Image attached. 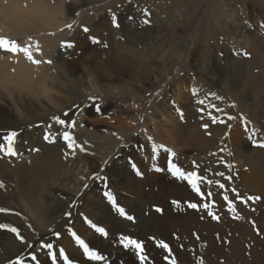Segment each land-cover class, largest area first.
Instances as JSON below:
<instances>
[{
	"label": "rangeland",
	"instance_id": "374dc122",
	"mask_svg": "<svg viewBox=\"0 0 264 264\" xmlns=\"http://www.w3.org/2000/svg\"><path fill=\"white\" fill-rule=\"evenodd\" d=\"M42 1L54 9L55 20H59V26L51 29L63 36L59 44L64 41L72 49L73 59L66 56V64L61 62L57 66L72 70L79 88L76 91L78 112L66 116L65 111L60 113L66 122L75 120L73 128L46 132L43 140H58L64 153V149L76 147V150L86 145L93 155L97 152L98 163L106 166L111 158L115 159L117 171H123L124 175L120 192L107 186L105 168L98 176H91L90 187L93 196L100 200L101 195L108 210L113 209L121 222V231L110 232L103 225H94L81 200L72 207L69 231L51 237V243L49 238L47 243L46 239L38 242V254L45 255L53 240L57 243L61 264H141L137 250L124 246L123 238L127 237L142 244L141 254L147 257L144 264H211L210 257L202 258L201 253L208 252L213 238L202 237L199 227L206 220L217 222L225 208L233 209L252 202L247 198L251 193L246 191L243 177L254 173L249 165L245 167L240 157L243 151L250 150H234L230 143L245 145L264 159V147L260 146L264 145V110L256 108V101L264 98L254 97L253 93L257 94L258 90H245L247 84L264 86V0H199L200 4H192L191 10L185 7L192 0H87L97 3L77 11L76 6H82L83 0ZM66 13L73 21L63 25ZM113 18L118 26L114 25ZM145 20L149 23H144ZM69 25L72 28L66 32ZM85 28L88 31H84ZM52 31L30 29L29 36L40 38ZM129 48L136 52L134 61L124 60L128 58ZM204 52L211 53L214 60L209 62L223 68L224 75H229L234 66L238 71L237 82L244 85L238 87L231 81L237 89L216 90L210 80L200 79L194 63L197 68H208V64L202 65L198 59L205 55ZM89 53L92 59L87 57ZM167 53L179 57L177 66L166 80L157 82L166 67L156 68V71L153 66L162 62L159 60ZM55 65L58 73L60 70ZM149 70H153L154 76L147 77ZM134 88L141 93L138 95ZM248 91L249 98L246 97ZM262 104L264 107V101ZM165 105L168 112L161 111ZM101 106H108V110L100 111ZM65 133L71 140H65ZM23 141L30 144L31 139L23 137ZM193 141L199 145H193ZM27 151L21 149L24 153L21 155L19 151L21 156L16 157L25 167L23 156ZM61 158L62 169L68 170L64 172L66 180L71 176L72 181L48 179L44 188L59 187V190L76 195L80 189L78 184L88 170L82 162H73L65 156ZM172 165L186 174L196 173L200 177L197 180L199 192L194 191L187 180L174 176ZM135 182L138 186L130 188ZM131 202L141 207L138 213L141 219L131 212ZM189 204L197 207L190 208ZM117 208L123 209L125 214L120 215ZM63 217L58 216L57 221ZM164 217L172 220L166 239L152 228V223ZM184 219L192 222L187 230L181 227ZM143 225L144 228L150 225L146 228L150 235L147 231L143 236L138 232ZM97 228L104 232L96 231ZM3 232L0 233L4 235ZM89 235L96 241V247L86 238ZM63 239L71 251L76 252L74 262L72 256L67 255ZM77 239L100 259L85 254ZM161 241L168 245L167 250L157 246ZM1 250L4 252L5 247ZM152 251L157 252L156 259V255L151 258ZM46 258L45 264H54L53 258Z\"/></svg>",
	"mask_w": 264,
	"mask_h": 264
},
{
	"label": "bare ground",
	"instance_id": "6f19581e",
	"mask_svg": "<svg viewBox=\"0 0 264 264\" xmlns=\"http://www.w3.org/2000/svg\"><path fill=\"white\" fill-rule=\"evenodd\" d=\"M32 2L34 3L32 4ZM191 2L186 5L185 9L191 10L192 4H200L199 0H192ZM91 3L95 4L97 2ZM91 3L83 0L82 6H76V11ZM53 10L42 0H0V37L16 41L20 48L27 47L32 60L38 61V63H33L23 52L14 54L0 50V145L7 148L6 138L11 133L16 134L15 142L12 145L16 155H6L5 152H0V184L3 185L0 187V209L3 210L0 211V232L4 231V235L0 233V239H2L0 250L5 247L4 252L0 251V264H45L46 257L53 258L54 256L56 257L54 264H61L56 242L52 240L53 245H50L51 247L46 250L45 255L38 254L36 244L43 242L44 239L47 243V238L50 239L51 243V237H55L57 234L62 236L66 233L69 229L67 227L72 221V207H76L78 201L81 200H84L83 207L93 219L94 225H103L110 232L121 231V222L116 219L113 209L108 210V206L104 204L101 195L100 200L97 199L91 194L92 190L90 188L92 184L91 176H98L102 173L100 170L105 168L107 169L105 179L109 183L107 186L115 188L114 191H121V176L124 175V172L117 171L118 168L114 163L115 159L111 158L109 164L105 166L98 163L99 155H97V152L93 155L86 145L77 147L76 150H74L76 147L71 148L73 151L64 149V153L58 140H43L46 132L71 130L75 120L66 122L65 116L78 112L79 106L76 92L79 88L75 85L74 72L66 69L67 66H57V63L67 62L65 61L66 56L70 57L71 60L73 58L70 44L64 41L59 44L60 38L63 36L57 34L55 30L54 32L51 30L59 26V20H55ZM59 15H61V12ZM72 21L68 19L66 13L63 25ZM70 26H68L69 29L65 30L66 32H69L72 28V25ZM43 28L52 31L51 34L40 38L29 36L30 29L39 31ZM176 29L178 30V28ZM182 30L184 31V29ZM204 54V56L200 55L198 59L202 65L208 64L207 69H203L202 66L197 68V63H194L195 73L200 79L210 80L217 87L216 90L237 89L244 85V83L237 82L236 73L238 71L232 66V63L230 64L232 68L229 70V75H224L222 73L225 72L223 68H219L214 62H209L214 60L211 53L204 52ZM126 55L128 58L124 60H133L136 57V52L129 48ZM87 57L92 59L93 55L89 53ZM178 58L172 53L163 54L159 60L162 62L152 65L155 67L154 70L166 67L164 72L159 75L157 82H163L173 73ZM217 62L219 63V60ZM54 65L56 69L60 70L58 73L54 69ZM138 67V64L135 63V68ZM150 76H154L153 70H149L147 73V77ZM231 81L235 82L238 87ZM249 88L251 91H259L257 94L253 93L254 97L264 98V86L247 84L245 90ZM134 91H137L138 95L141 93L140 89L134 88ZM240 92H243V88ZM250 95L248 91L246 97L249 98ZM263 101H256L258 102L256 108L261 112L264 110ZM107 108L108 106H101L99 110L106 111ZM62 111H65V116L61 117L60 113ZM161 111L168 112L167 106L165 105V108ZM171 131L174 132V129L171 128ZM23 137L24 139H31L30 144L25 143V141L21 142ZM192 144L199 145L197 141H193ZM230 144H233L234 150L236 148L250 150L243 151L240 157L245 162V167L246 165L251 167L254 175L246 174L247 178L243 177V184L246 191L248 190L251 193L247 198L259 197V199H252V202H248L244 206L223 209L222 214L217 218V222L204 221L199 227L201 236L207 239L213 238V240L209 242L208 252L203 250L201 257H210L211 264H264V159L258 157L254 150L248 149L245 145H236L234 141ZM21 149L29 151L23 156V162L28 168L21 161L18 160L17 162L16 160V157L20 155L18 152L21 153ZM61 156L68 157L70 160L76 156L72 161L82 162L88 170L82 176L84 182L81 180L78 184L80 189L76 192V195L59 190V187L44 188L45 183L50 181L48 179H51L52 182L53 180H61L65 183L72 181L71 176L66 180L64 172L67 173L68 170L62 169ZM117 156L119 154L114 157ZM125 171L128 172L126 168ZM136 186H138L137 182L133 183L130 188L134 189ZM48 202L49 205H47ZM94 203H98L96 207L93 206ZM137 204V202H131V212L141 219L138 214L141 207H137ZM60 215H64V217L57 221ZM66 220L70 221L65 224ZM171 223L172 220H166V217L157 220L152 223L154 233L158 232L160 236L166 239L167 231H171L169 230ZM191 224V221L184 219L181 222V227L186 229L187 225ZM148 226L150 225H145L144 228L143 225L139 229H137V226L135 229L141 233V236L145 235V231L150 235V230L146 229ZM10 229L16 231L13 232ZM81 231L83 230L81 229ZM184 235L186 234L184 233ZM86 238L92 243V246H97L92 235L86 236ZM62 243L67 249V255L72 256L70 258L74 262L77 257V255L75 256L76 252L71 251L65 239L62 240ZM52 251L53 255L51 254ZM154 255H156V259L158 254L152 251L151 258ZM17 260L19 263H16ZM129 264L133 263L129 262Z\"/></svg>",
	"mask_w": 264,
	"mask_h": 264
},
{
	"label": "snow or ice",
	"instance_id": "6c2138e0",
	"mask_svg": "<svg viewBox=\"0 0 264 264\" xmlns=\"http://www.w3.org/2000/svg\"><path fill=\"white\" fill-rule=\"evenodd\" d=\"M148 13H145V15H147ZM113 23L115 25V18H113ZM144 23H149L148 20H145ZM115 26H118V25H115ZM69 27H71L69 25ZM84 31H88L86 28L84 29ZM94 42L98 43L99 41H95ZM71 45H69L70 47ZM0 50L2 51H7V52H11V53H17V52H23L26 57L29 59V60H32V56H31V53L29 51V49L27 47L25 48H20L18 45H17V42L14 41V40H9L7 38H4V37H0ZM33 63H38V61H35V60H32ZM201 103H203L201 101ZM15 136L16 134L15 133H11L9 134V136L6 138L7 139V148H5L4 146L0 145V152H5L6 155H16L12 145L14 144L15 142ZM65 140H71V137L68 136L67 133H65ZM71 147V144L69 145ZM262 147H264V145H260ZM157 171H159V169H157ZM171 172L174 176H177L178 178L180 179H184V180H187L188 183L191 185L192 189L194 191H197L199 192V189H198V185H197V180L200 179V177H198L196 175V173H193V172H189V173H184L183 171H181L178 167H176L175 165H172L171 166ZM220 175H223L222 173H220ZM210 183V182H209ZM3 185L0 184V187H2ZM220 187H223V185H220ZM110 200L112 199L111 195L109 194V197H108ZM249 199H259V197H249ZM175 203V202H173ZM190 208H196L197 205L195 204H189L188 205ZM207 207V206H205ZM120 215H124V211L123 209L121 208H117L116 209ZM159 211V209H157ZM0 211H3L2 209H0ZM211 215V213H210ZM214 219L216 217H213ZM128 219H132L131 217H128ZM10 231H13L15 232L16 230L15 229H10ZM96 231L98 232H101L103 233L104 230L102 228H97ZM77 243L80 245L81 248H83V251L85 252V254H87L90 258L92 259H100L99 256H97L94 252L90 251L88 246L80 239H77ZM123 243H124V246L125 247H128V246H132L133 248H135L137 250V255H139V258H140V261H141V264H144V262L147 260V257L142 255L141 253H143V246L140 242H137L135 240H132V239H129L127 237H124L123 238ZM158 247H161L165 250L168 249V245L166 243H164L163 241L159 242ZM49 247H51L49 245ZM60 255L62 256L63 255V251H61ZM35 259V257H34ZM56 257L54 256L53 257V261H55ZM65 259H67L65 257Z\"/></svg>",
	"mask_w": 264,
	"mask_h": 264
}]
</instances>
